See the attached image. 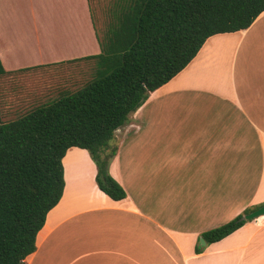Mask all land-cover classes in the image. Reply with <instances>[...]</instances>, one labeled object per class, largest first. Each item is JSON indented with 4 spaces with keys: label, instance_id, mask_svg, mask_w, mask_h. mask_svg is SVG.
<instances>
[{
    "label": "crops",
    "instance_id": "crops-1",
    "mask_svg": "<svg viewBox=\"0 0 264 264\" xmlns=\"http://www.w3.org/2000/svg\"><path fill=\"white\" fill-rule=\"evenodd\" d=\"M97 35L89 0H0V77L45 76L52 93L56 73L100 52ZM176 100L182 121L155 119ZM113 139L108 170L125 198L104 194L87 151L69 148L62 163L70 155L74 171L68 182L64 168L61 199L25 264H264L258 218L195 252L202 233L264 204V11L246 29L210 36Z\"/></svg>",
    "mask_w": 264,
    "mask_h": 264
},
{
    "label": "trees",
    "instance_id": "trees-1",
    "mask_svg": "<svg viewBox=\"0 0 264 264\" xmlns=\"http://www.w3.org/2000/svg\"><path fill=\"white\" fill-rule=\"evenodd\" d=\"M263 11L264 0H115L104 36L97 35L100 52L79 59L94 60V76L14 120H0V264H25L35 251L36 235L63 194L69 148L88 152L104 194L125 198L108 170L115 130L210 36L246 29ZM6 73L0 60V76ZM241 216L202 233L204 243L234 232L247 221ZM203 248L198 241L195 252Z\"/></svg>",
    "mask_w": 264,
    "mask_h": 264
},
{
    "label": "rangeland",
    "instance_id": "rangeland-1",
    "mask_svg": "<svg viewBox=\"0 0 264 264\" xmlns=\"http://www.w3.org/2000/svg\"><path fill=\"white\" fill-rule=\"evenodd\" d=\"M89 2L97 23L98 36L99 38H102L107 29L108 23L112 19L111 11L115 0H89ZM74 66L75 68L73 69L68 68L65 72L59 74L56 73V76L53 78V83L49 85V87L52 86L53 88L52 93H47V91H45L46 84L52 81H47L45 76L37 77L36 75L31 74L22 79H17L16 77L10 79L8 77H0V120L3 122L14 120L40 104L57 99L60 95H58L57 90L66 89L67 91H74L94 76V60H81ZM179 102L180 100L173 102V109H171V107L168 108L169 112L167 116H165V112L160 114V112L157 111L155 119L161 120L164 118L169 122L182 121L179 119L180 112L176 110L177 106H182L178 104ZM190 107L193 108L199 106L192 104ZM184 109L186 110V106ZM193 112L197 113L198 111ZM114 143L115 139H112L109 144L113 145ZM78 156L84 175L81 177V183L79 184L80 187H78L76 191L79 192V195L84 196L89 191V173L85 168V158L82 154H78ZM69 160L71 164H66L65 161L66 166H64V168L66 167L68 182L70 181V174L74 171L70 155ZM199 243L202 244V241L199 240Z\"/></svg>",
    "mask_w": 264,
    "mask_h": 264
},
{
    "label": "water",
    "instance_id": "water-1",
    "mask_svg": "<svg viewBox=\"0 0 264 264\" xmlns=\"http://www.w3.org/2000/svg\"><path fill=\"white\" fill-rule=\"evenodd\" d=\"M260 215H264V204L261 205L260 207H258L257 209L241 216V219L242 220H249V219H254V218H257L258 216ZM202 241V244H204V240L201 238L200 239Z\"/></svg>",
    "mask_w": 264,
    "mask_h": 264
},
{
    "label": "built area",
    "instance_id": "built-area-1",
    "mask_svg": "<svg viewBox=\"0 0 264 264\" xmlns=\"http://www.w3.org/2000/svg\"><path fill=\"white\" fill-rule=\"evenodd\" d=\"M258 219H261L264 222V215H260L257 217Z\"/></svg>",
    "mask_w": 264,
    "mask_h": 264
}]
</instances>
